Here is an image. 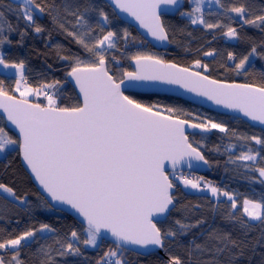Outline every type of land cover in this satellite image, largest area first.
<instances>
[{"label": "snow or ice", "instance_id": "1", "mask_svg": "<svg viewBox=\"0 0 264 264\" xmlns=\"http://www.w3.org/2000/svg\"><path fill=\"white\" fill-rule=\"evenodd\" d=\"M189 2L194 4L192 10L180 11L183 0H113L116 8L135 17L152 37L160 41L169 40L162 17L170 9L180 11L181 16L190 17L193 25L201 24L207 29L226 28L222 33L224 36L240 38L235 27L209 23L203 18L204 0ZM216 3L226 12L235 13L240 18L241 26L264 27V14L253 15L244 4L225 8L221 0H216ZM90 12H97L103 21H109L108 14L94 6L91 0H85L84 3L65 2L60 6L48 5L46 0H22L19 15L26 24L23 31H17L0 11V65L17 69L19 75L14 88L18 97L10 94L0 81V109L6 117L5 126H0V154L7 156L18 148L51 200L68 206L83 218L80 230L73 229L64 238L55 236L57 230L51 225L41 223L39 227H29L14 238L0 241V264H27L21 259V250L31 248L32 244L40 245L34 253L39 257L40 264H68V257H82L84 264H88V257L81 245L99 250L108 235L113 246L104 250L95 264H129L126 252L148 254L139 249L167 252L171 239L186 234L193 227L179 219L174 221L173 226H158L166 223L171 212L177 210L176 198L172 194L175 188L173 180L199 191L206 188L217 199L220 195L226 197L231 202V209L237 208L236 199L228 191H222L208 181L202 188L199 181L203 177L190 179L182 172L184 167L191 169L194 162L209 163L200 150L199 142H190L186 128L204 131L218 129L226 133L227 127L211 120L197 123L181 119V110L170 107L161 110L158 105L144 104L125 94L126 89L122 85L149 80L179 84L216 104L238 110L261 125H264V85L227 83L201 71H192L190 67H181L159 56L142 52L128 57L135 62L136 71L110 68L107 50L116 48L117 33L107 31L91 42L86 40L85 37L92 31L86 19V14ZM37 13L50 16L61 30L89 54L90 58L84 59L77 54L64 55L57 51L59 59L69 62L66 80L78 89L75 103L65 105L62 102L59 93L63 84L59 80L30 85L24 75L25 62L20 60L11 63L2 51L5 45L12 43L10 36L13 33L19 35L18 43L22 44L27 28L37 34L45 31L34 18ZM67 15L75 17L76 24L87 31H69L60 22ZM98 26L103 33V25ZM129 35L125 30L120 38L127 40ZM214 54L213 51L204 53L205 56ZM257 56L264 59V52H258V46L253 45L238 62H235L237 56L232 52L227 54V59L235 62L231 71L237 75H247L246 65L250 64V58ZM111 62L120 63L114 55ZM193 67L205 71L208 69V65L202 64L199 59L194 61ZM41 96L46 103L39 102ZM164 111L169 115H164ZM9 123L18 130V139L6 131ZM232 135L238 134L233 132ZM238 138L264 146V139L260 136L241 135ZM258 156L260 152L253 154L250 149L236 157V160L255 163ZM229 160L235 163L231 156ZM260 162L264 163V157H261ZM168 169L172 170V179L169 178ZM253 170L264 178V167H254ZM260 182L264 183V179ZM0 193H3L0 201L28 205L27 195H17L6 184L0 183ZM44 203L49 210H59L48 201ZM23 210L31 211V206ZM242 212L249 221L264 225V197L260 201L244 199ZM227 219L240 220L243 227H250L241 217L231 213ZM200 223L203 221H197V226ZM38 233L41 234L39 237ZM209 236L217 241L213 248L209 249L207 244L195 246L200 252L212 253V259L207 264H218L217 257L225 252L235 259L233 248L242 255V246L252 245L254 250L255 246L264 243V233L256 241H237L231 238L230 233L221 232H212ZM42 240L53 242L41 244ZM167 264L183 262L179 257L169 255Z\"/></svg>", "mask_w": 264, "mask_h": 264}, {"label": "trees", "instance_id": "2", "mask_svg": "<svg viewBox=\"0 0 264 264\" xmlns=\"http://www.w3.org/2000/svg\"><path fill=\"white\" fill-rule=\"evenodd\" d=\"M65 2L84 3L85 0H46L48 5L55 6H60ZM91 3L102 8L108 14L109 21H103L97 12L87 13L86 19L91 25L92 31L85 39L91 42L107 31L117 33L116 48L107 50L110 68L132 71L129 56L136 52L147 54L152 52L167 62L201 71L213 79L229 83L264 85V59L258 56L250 58V64L246 65L247 75L243 73L237 75L231 71L235 62L247 54L253 45L258 46V52H264V47H259L264 45V27L241 26L240 18L235 13L226 12L218 4L216 7L204 8L203 18L209 23L235 27L239 33V39L224 36L222 33L227 30L226 28L207 29L201 24L193 25L190 22V17L181 16L179 12L175 16L165 15L162 17L171 42L168 50L160 53L154 51V48L132 26L119 19L105 1L91 0ZM221 3L225 5V8L244 4L253 15L264 14V0H221ZM192 8L189 0H186V5L181 11H191ZM0 11L4 13L5 20L17 28V31L25 30L26 24L19 15L18 5L12 4L9 0H0ZM34 18L45 31L37 34L31 28H27V35L22 44L18 43L19 35L13 33L10 36L12 43L5 45L2 51L11 63H18L20 60L25 62V77L29 79L30 85L36 86L41 82L59 80L63 84L59 93L62 102L65 105L75 103L77 94L66 80V73L70 70L69 62L59 59L57 51H61V54L64 55L77 54L84 59H89V54L75 43L72 37L61 30L47 14L43 19L37 16ZM60 22L64 23L69 31L78 33L87 31V29L82 30L76 24V18L71 15H67L66 19L62 17ZM74 25L75 27H73ZM98 25H103V33ZM125 30L130 34L127 40L120 38ZM208 51H213L215 54L205 56L204 53ZM229 52L236 54L237 61L227 59ZM113 55L120 61L118 65L111 62ZM197 59L201 60L202 64L208 65L206 71L203 68L193 67L194 61ZM0 81L3 82L5 89L10 94L17 96L14 92L16 77L0 73ZM126 94L144 104L158 105L161 110L169 107L181 110V119H189L197 123L211 120L225 125L228 129L226 133L220 132L218 129H211V134H190L189 139L190 142H199L200 150L209 162L206 173L197 175V177H203L201 181L204 183L208 181L222 191H228L234 196L237 203V208L233 210L230 206L231 202L222 195L217 199L206 192H189L183 188L182 184L175 185L174 196L177 210L171 212L166 223L158 226H173L174 221L179 219L193 227L186 234L171 239L168 242V251H164L162 255L153 253L143 256L131 251L126 252L125 256L129 264H167L169 255L179 257L183 264H207L212 259V253L200 252L195 246L207 244L209 249L213 248L217 241L210 239L209 234L212 232L230 233L231 238L237 241L259 239L261 233H264V225L258 221L248 220L246 214L242 212V202L244 199L260 201L264 197V183L260 182L258 172L253 170L254 167H264V163L260 162L261 157H264V150H262L264 146L257 145L255 141L241 140L238 136L256 135L264 139V130L254 127L238 117L210 111L177 97L140 93ZM39 102L46 103L43 96L39 97ZM163 113L169 115L167 111ZM0 126H5L1 116ZM6 131L13 138L18 139L7 128ZM233 132L238 135H232ZM250 149L253 150V154L260 152L255 163L236 160V157ZM230 156L235 160V163L229 160ZM0 183L12 187L17 195H27L28 200V205H19L18 202L8 204L6 201H0V241L14 238L29 227H39L41 223H47L55 228L57 232L54 235L60 238H64L65 234L70 233L73 229L80 230L82 224L72 216L58 210L48 209L44 203L46 200L22 167L18 148L7 156L4 154L3 157H0ZM28 206H31V211H24L23 209ZM229 213L241 217L246 224H250V227L248 229L243 227L240 220L227 219ZM197 221H203V223L197 226ZM39 235L38 233V237ZM52 242V240H42L40 243L52 244ZM39 246L32 244L31 248H23L21 259L27 261V264H40L39 257L34 255ZM110 246L113 244L106 241L99 250L85 248L83 245H81V249L88 257V264H95V260ZM242 248V255L239 254L238 249H232V253L236 254L235 259L227 252L219 255L217 257L218 264H264V243L255 246L254 250L252 245L242 246ZM68 264H84V261L82 257H68Z\"/></svg>", "mask_w": 264, "mask_h": 264}, {"label": "water", "instance_id": "3", "mask_svg": "<svg viewBox=\"0 0 264 264\" xmlns=\"http://www.w3.org/2000/svg\"><path fill=\"white\" fill-rule=\"evenodd\" d=\"M9 1L12 4H15L18 6L22 3V0H9ZM103 1H105L114 10V12L116 13V15L118 16L119 19H121L123 22L127 23L128 25L132 26L146 40V42L152 48H154V51L163 53V52L168 50V48L170 47V42H169L170 40H168V41L157 40L156 38L151 36V34L148 32V30L146 28L141 26L140 22L138 20H136L135 17L131 16L128 13L122 12L121 10L116 8L114 3H113V0H103ZM185 5H186V0H183L180 11L184 9ZM180 11H177L175 9H170V10L165 11L163 16H165V15L175 16ZM35 16L39 17L40 19L44 18V15L41 16L38 13ZM169 63H173V62H169ZM130 65H131L132 71L137 70L134 61L131 60ZM181 67H183V66H181ZM191 70L196 71L193 69H191ZM68 83L74 88L73 83H71V82H68ZM227 83H229V82H227ZM122 88L126 89L125 94L126 93H140V94H156V95H167V96L177 97V98L183 99L185 101H188L192 104L198 105V106H200L204 109L210 110V111H214L217 113H222V114H227L230 116L238 117V118L244 120L245 122L249 123L250 125L264 130V125H261L259 122L252 121L250 118L245 117L243 115V113L239 112L238 110L226 108L222 104H216L214 101L209 100L206 96H201L196 92H191L179 84H168V83L160 81V80H149V81H137V82H134L132 84H128L126 82V85H122ZM74 90L77 94L78 89L74 88ZM164 115H167V114H164ZM0 116L5 121L6 117H5L2 109H0ZM6 128L8 130H10L11 132H13L19 138L18 130L15 129V127L13 125H11L9 123V124H7ZM186 133L189 136L190 134H211L212 131H211V129L208 131H204L202 129L186 128ZM20 160H21L22 167L28 173V175L30 176V178H31L33 184L35 185L36 189L44 197V199L46 201H48L49 203L55 205L56 209H59L58 211L64 212V213L72 216L78 223L83 224V218L80 217L79 214L75 212V210L69 208L66 205H60L57 202L51 200L48 193L43 189V187L40 185L39 181L35 178L34 174L31 172V169L27 166L26 162L23 160L21 153H20ZM208 167H209V164H204L203 162H194V166L191 169L184 167L182 169V172H191V173H194L196 175H203L208 170ZM168 171H169V173L172 172L171 169H168ZM175 192H176V187L172 190V194L174 195ZM106 241L109 243H112L110 235L107 236ZM139 251L140 252H147L148 254H146V255H150L153 253H158V254L162 255L164 252V250H160V249H148V250L139 249ZM131 252L138 254L135 251H131ZM146 255H143V256H146Z\"/></svg>", "mask_w": 264, "mask_h": 264}, {"label": "rangeland", "instance_id": "4", "mask_svg": "<svg viewBox=\"0 0 264 264\" xmlns=\"http://www.w3.org/2000/svg\"><path fill=\"white\" fill-rule=\"evenodd\" d=\"M190 4H191L192 7H194V4H192V3H190ZM216 6H217L216 0H204V3H203V5H202V8H203V9H204V8H207V7H211V8H212V7H216ZM108 50H109V49H108ZM150 54L154 55V53H152V52H150ZM25 72H26V67H25V69H24V75H25ZM0 73H2V74H6V75H8V76H10V77L14 76V77H16V81L19 79L18 70H17V69H14V68H6V67L0 65ZM15 84H16V83H15ZM16 94H17V96H19L18 93H16ZM3 156H4V154H0V157H3ZM250 162H251V161H250ZM258 176H259V173H258ZM259 178H260V180H261V179H264V178H261L260 176H259ZM182 186H183V188H184L186 191H189V192H195V193L206 192V193H208V194H210V195L212 196L211 192L208 191L207 189L204 190V191H199V190H196V189H191V188L185 187L183 184H182ZM212 197H213V196H212ZM213 198H216V197H213ZM40 235H41V234H40ZM44 235H47V234H44ZM22 244H23V242H22Z\"/></svg>", "mask_w": 264, "mask_h": 264}, {"label": "built area", "instance_id": "5", "mask_svg": "<svg viewBox=\"0 0 264 264\" xmlns=\"http://www.w3.org/2000/svg\"><path fill=\"white\" fill-rule=\"evenodd\" d=\"M27 79V82L29 83V79L28 78H26ZM177 175H179V173H177ZM183 175L184 176H187L188 178H196L195 177V175L194 174H192V173H188V172H183ZM173 182L175 183V184H178V183H180L178 180H173ZM200 182V184H201V187L202 188H204V184L205 183H203V182H201V181H199ZM205 190H206V188H205Z\"/></svg>", "mask_w": 264, "mask_h": 264}]
</instances>
